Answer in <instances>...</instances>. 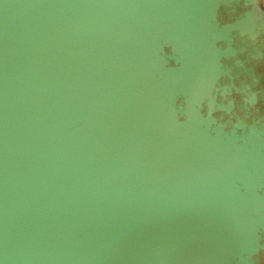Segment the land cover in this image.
Masks as SVG:
<instances>
[{"label":"water","instance_id":"obj_1","mask_svg":"<svg viewBox=\"0 0 264 264\" xmlns=\"http://www.w3.org/2000/svg\"><path fill=\"white\" fill-rule=\"evenodd\" d=\"M0 264H264V0H0Z\"/></svg>","mask_w":264,"mask_h":264}]
</instances>
